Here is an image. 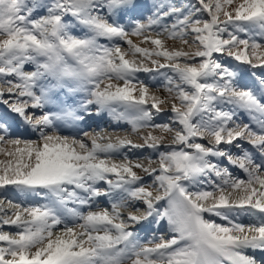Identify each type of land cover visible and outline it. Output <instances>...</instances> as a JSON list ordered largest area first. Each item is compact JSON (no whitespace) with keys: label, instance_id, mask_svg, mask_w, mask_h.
I'll return each instance as SVG.
<instances>
[{"label":"snow or ice","instance_id":"obj_1","mask_svg":"<svg viewBox=\"0 0 264 264\" xmlns=\"http://www.w3.org/2000/svg\"><path fill=\"white\" fill-rule=\"evenodd\" d=\"M139 7V0H51L49 4L0 0V78H14L0 82V104L8 109L0 113V155L8 157L0 160V188L13 185L51 200L50 204L30 208L9 201V206L17 209L11 215L0 201V212L4 213L0 225L17 229L15 234L0 231L4 245L0 246V264H125L126 260L128 264H264V119L259 121L258 134L247 124L230 127L234 113L217 112L211 106L221 101L264 116V73L258 84L238 87V72L213 58L219 53L251 69H264V44L237 35L256 30L264 35V0H197V4L185 6L191 9L187 12L176 6H169L162 14L154 12L147 23L134 15ZM156 7L165 9L163 4ZM41 8L47 15L35 18L33 13ZM198 13H207L208 18L201 19ZM172 15H176V22L169 29L162 21ZM65 16L73 17L89 34L82 38L71 35ZM123 18H127L131 31L120 22ZM153 26L162 29L155 32L156 38L149 33ZM229 26L235 31H229ZM164 33L189 47L191 35L196 50H168L159 38ZM130 36H143L155 49L134 44ZM101 37L125 40L133 56H142L158 68H171L182 84L190 86L191 91L180 84L175 88L179 106L172 103L171 112L179 129L169 124L150 125L154 115L151 109L162 112L166 101L149 96V89L142 84L137 89L131 80L136 72L152 69L126 59L128 53L119 45L98 44ZM197 57L199 62H189ZM181 58L182 63L178 62ZM28 63L36 70L24 71ZM216 77L218 82H208ZM105 79L109 83H104ZM166 79L169 85L174 83L171 77ZM112 80L123 81L124 86ZM65 88L86 91L88 98L80 103L79 110L62 107L55 114L51 109L45 111L54 100L59 101ZM117 103L123 111L113 106ZM89 105L97 106V114L107 109L115 119L130 123L134 131L153 126L165 133L174 132L165 150L159 152L158 167H151V160L146 167L127 157L121 163L111 162L110 154L126 146L158 149L165 144L163 137L149 133L142 144H136L127 138L112 141L110 137L107 143H100L105 138L94 136L89 147L82 140L44 131L52 128L55 120L84 121L92 115ZM30 109H39L41 114L37 116ZM205 112L212 113L207 121L194 122V117ZM9 113L39 131L40 141L10 138L6 122ZM196 137L207 138L212 147L196 142ZM243 138L259 150L261 163L247 150L234 158L219 148ZM176 144L184 147L177 150L172 147ZM235 147L242 148L239 144ZM210 156L227 157L247 173V180L232 179L228 169L221 170L208 159ZM133 168L151 176L152 185H141L142 177ZM209 173L222 181L214 185L215 192H190L182 183L198 182V177ZM109 174L117 179L113 181ZM100 181L108 184L109 191L95 186ZM113 190L120 201L112 203L111 212L104 209L85 214L78 207H69L71 203L90 208L95 197L111 196ZM161 201H166V206ZM125 208L126 216L122 215ZM237 209L252 217L249 223L230 218ZM204 212L219 216L227 226L206 220ZM66 217L82 222L69 226ZM161 221L167 222L173 235L168 240L161 238L154 246L141 245L135 231L129 230L143 222L160 226ZM60 225L63 230H58ZM256 252L261 253L259 259Z\"/></svg>","mask_w":264,"mask_h":264},{"label":"rangeland","instance_id":"obj_2","mask_svg":"<svg viewBox=\"0 0 264 264\" xmlns=\"http://www.w3.org/2000/svg\"><path fill=\"white\" fill-rule=\"evenodd\" d=\"M31 2V0H29ZM41 4H49L51 3V0H40ZM163 4L165 6V9H158L156 5ZM193 4H197V0H139L140 7L134 13L136 17L139 19L141 23H147V18L154 14V12H160L162 14L163 10H166L169 6H176L185 8V6H190ZM190 8H185V12L190 11ZM41 15H47L46 9H37L33 16L35 18H39ZM200 15L201 19H206L207 13L203 14H197ZM64 22L69 24V33L77 38H82L88 35L87 30L83 28V26L78 25L75 21V19L71 16H65ZM129 31H131V26L128 24L127 18H123L120 21ZM176 22V15H172L169 17H165L162 21V23L167 24L168 28L171 29V26L173 23ZM162 31L159 26H153L152 29L149 30V33H151L152 38H156L155 32L156 31ZM234 29L229 26V31H233ZM148 34V33H146ZM237 35L241 39H250V41H255L256 43L264 44V35H261L259 30L256 31H250L248 33H237ZM160 39L165 41V47L168 50L173 49H182L184 51H195L196 45L192 44V36L189 35V43L191 44V47L186 46L182 44L179 40H171L168 39V34L164 33L162 36L159 37ZM223 38H227V34L225 33ZM129 39L132 40V42L142 48H147L149 50H154L155 45H152L151 43L144 42V37L140 36H130ZM98 44L104 46V47H114L115 45H119L121 50L128 53L126 55V59L129 60H135L138 65H142L145 68H151L152 71H139L134 74V79L131 80V85H135L138 89L139 86L142 84L146 86L149 89V96H156L162 100H165L166 103L161 105L163 108V111L160 113H156L155 109H151V111L154 113L153 119L150 122V125H157V124H169L170 126L179 129V125L175 124L173 122L174 113L171 112V105L172 103H176L177 106H179V100L175 99L176 97V85L180 84L181 87H183L186 91H191L190 86L182 84L179 81V77L175 72L172 71L171 68H158L156 65L152 64L150 60H147L143 58L142 56L136 55L133 56L131 53V50L129 49L128 44L125 40H121L118 38H114L112 40H109L107 38H99L97 41ZM243 46H241L242 48ZM213 58L218 59L224 63L225 66L229 67L230 69L236 70L238 72V87H252L253 84L259 83V77L262 73H264V69L262 68H256L251 69L248 65L241 64L239 61H236L232 57H228L227 55H221L219 53H214ZM159 59L161 63H165V61L162 58H156ZM201 58H195L194 61L189 62H199ZM183 62V59L181 58L180 61ZM24 71L31 72L35 71V65L28 63L24 66ZM252 73H255L256 75L253 76ZM167 77H171L173 80V84L169 85L167 82ZM14 79L13 77H2L0 78V82L3 80H9ZM219 78H209V83H215L218 82ZM104 83H109L107 79H105ZM111 83L118 84L119 86L123 87L124 83L123 81L119 80H112ZM6 87V85H4ZM103 87V84L101 85ZM89 88L92 87L91 85L88 86ZM173 88L172 92L168 91V88ZM255 90V89H254ZM67 94H70V97H67ZM259 95V93H257ZM135 96L139 95V92H134ZM7 98V97H6ZM88 98V93L86 91H75L71 92L67 88H65L60 93V99L59 102L53 101L50 103L45 111L48 109H51L52 112L55 114L57 112L61 111L62 107H71L79 110L80 103ZM62 99V100H61ZM56 102V103H55ZM64 103V104H63ZM151 101H149L150 105ZM59 104V105H58ZM117 108V111H123V106L121 104H115L113 105ZM217 112L223 111V112H230L234 113V115H238L239 107L234 104H229L226 102L221 101H214L211 105ZM147 107V105H146ZM89 108L91 109L92 115L90 116L92 120L86 122L84 121H73L70 118L68 119H62V120H55L54 125L52 128L44 129L45 132L48 134H56L61 136H68L70 138H75L84 141L89 147H91V139L94 136H102L105 139L99 140L100 143H107L108 138L110 137L112 141H116L118 138H132L134 143L136 144H142L144 137H146L149 133L153 136L157 137H163L165 144L159 147L158 149H152L149 147H139L134 150H131L130 147H125L117 150L114 153L110 154V160L111 162L115 163H121L124 162V158L127 157V159L133 163L140 162L145 164V166H148V161H153L151 167L155 168L158 167L156 161L159 159V152L165 150V146L171 141L172 136L174 135V132L172 133H165L161 131L159 128H155L153 126H146L142 127L136 131L133 130V127L130 123H128L126 120H117L114 118L113 115L109 113L107 109L100 110L99 114H97V106L96 105H89ZM8 109L5 105L0 104V113L7 112ZM30 111H34L36 115H40L41 111L39 109H30ZM249 113V112H248ZM212 113L205 112L201 113L200 117L198 119V115L194 117V122L196 120H205L207 121ZM233 115V118L231 121H234V123L229 122L230 127H235L237 124L244 125L247 124L254 132L261 134V128L259 127V121L261 119H264V116H261L259 113H250L252 117L256 118L255 120H245L242 118H235ZM198 121V122H199ZM10 128V138H20L21 140L26 141H40V132L39 131H33L31 127L27 125H23L19 118L15 117V114L9 113V119L6 121ZM118 125H117V124ZM255 123L259 126H252V124ZM63 129V133L58 132V128ZM14 128H17L18 131L12 133ZM87 134V135H86ZM8 137H6L7 139ZM242 140L245 144L241 143L242 152L240 155H236L235 153L231 152V155L235 158L238 156H242L244 150H247L255 160L256 158V151L258 149H255L251 147L249 141L247 138L239 139ZM238 139L235 141H239ZM195 141L198 143L203 144L206 147H212L211 144H209V141L207 138L201 139L199 137L195 138ZM234 141V142H235ZM222 145L225 146V144L219 145L222 147ZM4 147H11L10 145L5 144ZM23 147V145H21ZM173 148L179 150L183 148V145H172ZM219 147V148H220ZM130 148V149H129ZM225 148V147H224ZM190 152H194V149H185ZM225 150H229L226 149ZM140 151V152H139ZM259 151V150H258ZM101 158H104V154H101ZM8 157L0 155V160H6ZM208 159L215 164L219 165L220 163L215 161L214 156L208 157ZM117 160V161H116ZM226 161L229 160L226 158ZM256 161V160H255ZM225 162V163H227ZM257 163H261L262 159L260 157V161H256ZM221 165V164H220ZM227 166L224 164L222 167H219L221 170L226 168ZM228 169V167H227ZM133 171L137 173V175L142 177V181L139 182L141 185H152V177L144 173L141 169L133 168ZM231 178L235 180H247L248 176L243 171H230L228 169ZM209 177H212V179H209ZM109 178L115 181L117 179L115 174H109ZM198 182H189V181H182V183L189 188H193L196 191H212L215 192L216 189L214 188V185L220 184L221 178L217 177L214 173H209L207 175H203L197 178ZM97 188H99L102 192L107 191L109 189L108 184L105 181H100L95 185ZM131 187H136V185H131ZM156 187V186H153ZM38 192L43 193L44 190H36ZM81 195H86L80 190H76ZM192 191V190H191ZM190 191V192H191ZM162 192V190H161ZM32 195V196H31ZM126 195V194H125ZM0 201L3 202V207L6 210L7 214L11 215L17 209L12 208L9 206L8 202L11 201L13 204H19L21 208H30V207H40L45 204H48L51 202V200L48 198L47 195L41 194L37 195L36 192L32 190H24L21 191L20 189L16 188L13 185H6L4 188H0ZM120 196L117 194L116 191H112L111 196H103L100 198H94L91 201L92 206L89 208L88 206H80L78 204H73L74 206H79L83 213L87 214L89 211L93 212H99L104 210L106 207L110 209L109 212L112 210V203L113 202H119ZM129 201L132 203H136L135 201H131L129 198ZM161 203L165 204L166 201H161ZM210 203V201H209ZM71 204V203H70ZM69 204V205H70ZM127 209H122V215H127ZM4 213L0 212V216H3ZM203 216L206 220L212 221L217 224L225 225L227 226V221L221 219L219 216H216L212 213H203ZM249 216V215H248ZM250 217V216H249ZM231 219H233L234 222H240V223H249L250 220H235L232 216H230ZM252 219V217H250ZM82 221H76L73 219V221H70L68 224L69 226H75L77 223H80ZM160 223L164 224L163 227H161L158 230L150 229L145 231V233L141 232L142 230H134L132 229L133 226H130L129 230H133L136 233V239L141 245L144 246H154L155 243H158L161 241V238L163 240H168L173 235L168 228L166 221H161ZM138 228V225H135ZM135 226L133 228H135ZM156 226V225H155ZM58 230H63V226H59ZM79 230V229H77ZM0 231H5L10 234H15L17 229L14 226H8V225H0ZM102 234V233H101ZM151 242V243H149ZM0 246H4L2 242H0ZM123 245H120L122 247ZM125 264H128V261H125Z\"/></svg>","mask_w":264,"mask_h":264},{"label":"bare ground","instance_id":"obj_3","mask_svg":"<svg viewBox=\"0 0 264 264\" xmlns=\"http://www.w3.org/2000/svg\"><path fill=\"white\" fill-rule=\"evenodd\" d=\"M54 101H56V100H54ZM56 103V102H55ZM64 104V103H63ZM119 104V103H118ZM59 105V104H58ZM128 139H130V140H132V138H128ZM133 141V140H132ZM134 142V141H133ZM130 148H131V150H134V149H136V148H132L131 146H129ZM6 148H10V147H6ZM140 152V151H139ZM234 152H235V154L236 155H240L241 154V152H242V149H240V148H236L235 146H234ZM117 161V160H116ZM228 165H229V167L231 168V169H235V170H237V171H240V170H242V171H244L243 169H241V168H239L237 165H235V164H232V163H228ZM245 172V171H244ZM246 173V172H245ZM32 196V195H31ZM78 209H79V207H78ZM80 210V209H79ZM237 210H239V209H237ZM61 226V225H60ZM134 229H137V226H135V228ZM255 255L258 257L259 256V252H256L255 253Z\"/></svg>","mask_w":264,"mask_h":264}]
</instances>
